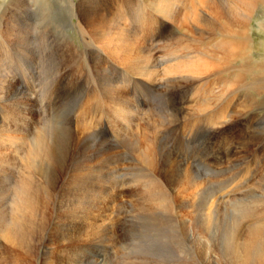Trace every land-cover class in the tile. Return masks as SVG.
Wrapping results in <instances>:
<instances>
[{
  "label": "rangeland",
  "instance_id": "374dc122",
  "mask_svg": "<svg viewBox=\"0 0 264 264\" xmlns=\"http://www.w3.org/2000/svg\"><path fill=\"white\" fill-rule=\"evenodd\" d=\"M85 1H87V4ZM149 1L150 0H120V1L119 0L118 1L117 0H0V20H1L0 25L2 26L1 28H7V27L9 28L10 27V29H11L10 32L12 31L13 35H14V37L12 36L14 39L12 37H10L12 40L9 39L8 43H6V41H5V43L0 44V82H1L0 83V94H1L0 95V119L2 120V121L0 120V133H1L0 138H2V139H0V143H1L0 144V152H1L0 153V165H1L0 167L2 168V169L0 168V171L2 172V173L0 172V187H1L0 188V212H2V213L8 212L9 205H10L9 202L11 201V199H10L11 198V192H12L11 188H12L13 184L15 183V180L18 181V179L22 175H24V173L26 174V170L22 171L19 168V166H21L22 163H24V162L26 163V160L24 159V153L25 152H24V150L19 151V149L20 148L23 149L25 146L26 147L24 149H26V150L28 148H34V147L29 145L28 141L23 142L24 140H20L21 134L26 133L30 137L35 135L34 138H36V134L42 133V135H43L44 134L43 132H45L44 136H46L47 138L44 137L45 139L43 142H41L42 144L40 145L39 144L40 142H39L38 143L39 145H37L36 147L44 148L46 146L45 148H48L50 146V147L54 148L55 146H57V144H59L57 146V148L61 147V149L58 148V151L61 153H63V152L64 153L62 154V156H58V158L56 156V163H57V165L61 164L64 167H66L67 165L69 166V164L70 165L72 164L71 162L74 161L73 158L77 157V155H78L77 152L81 150L84 141L88 143L87 146L84 143V146H86L87 148H91V146H92V150L90 149L92 154H91V152H89L87 155H90V154L91 155H97V157H101L103 155L101 157V158H103V162L100 164L94 163L95 166L92 163L93 166L91 165L89 168V170L91 169L89 171L90 174L87 172L86 173L87 175L85 174V176L81 180L84 182L85 181H89V182L92 181L93 185L95 186L94 189H92V187L87 188L84 185L78 186L79 187L78 189H75L73 186H71V187L69 186V188H68V185L66 183V179L68 180V178H67L68 176H65L67 174L66 173H63V174L60 173L61 175L59 174L60 179L59 178L57 179L59 185H57L58 187L55 189V191L50 193V194H44L41 197L43 199V197L46 195V198H44L45 200H41V201L44 202V204L47 207L45 209H43V211L41 213L35 215V217L32 216V218H31V229L30 230L32 232H29V230H28V232L26 233V234H28V233L30 234L26 238V240L29 238L27 240L29 250L28 249L27 250L26 249L21 250L18 254V258L15 257V258H13L14 260L11 258V261L9 262L7 260V254H6L7 249L4 250L5 247H3V246L1 247V245H0V249H1L0 250L1 251L0 252V257H1L0 258V264H34V263L35 264H62V263L63 264H75L72 262V260L77 261L79 264H83V263L84 264H137V263L142 264L141 262L143 260H144L143 264H156L157 262L159 264H164V263L174 264L175 261H176L175 264H177V263L178 264H187V263L188 264H193V263H195V264H217L214 262V257H218L220 259L217 261L218 264H225L223 257L229 259V257H230L229 255L232 252L231 251L232 246L229 245L230 235L234 233L236 235L240 234L241 236H245L246 231L248 228H250L249 226H251V224L253 226V224L256 225V224L264 222V219H263L264 218L263 217L264 211H261V210H264L263 209L264 207H262V205L264 206V204H263L264 203V196L262 195V194H264V185H263L264 184V159H263L264 158V110H263L264 109V106H263L264 105V96L257 97L253 92H251L249 90H244V89L238 91L239 88H237V87H235L234 89H233V87H230L231 89L230 88L226 89L227 87L224 88L222 86H220V88H219V85L212 87L211 85L209 86L208 83H205L207 80L206 77L201 80L202 82H203V80L205 81V82H203V85H202L201 81H199L201 83V84L199 83L200 84L199 85L196 83V81L192 83V81H194L195 79H193V80L188 79L187 81H190V83L192 85L189 86V84H190L189 82L183 83V84L178 83L182 87H180L178 84H176V88H174L175 85L173 86V83H175L174 81H176V79H177L176 77H172V78H175V80L170 79L171 77L170 78L165 77L164 80H161L160 82L157 81L159 84L156 82L154 84V80H153V82L152 81L146 82V80L142 79V78H139V79L138 78H130V75L128 76L127 73L130 74L129 72L132 71L131 67L129 69L127 67H123L124 66L123 63L122 64L120 63V66H119L118 63L121 62L120 56L115 57V58H114V56H110V53L113 52L112 47H111L112 49L110 48L111 50H108V51L105 50L106 52L103 49H100V51H102L100 53L99 48H98V45H100L99 42H98V45H96V44L94 45L92 43V40L94 39V35H96L98 30L102 31V29L104 28V24H102L101 21H104V20L106 21V19L107 20L113 19V21H112L113 23L111 25L114 24L113 25L114 27L113 28L111 27L113 30L110 28L109 32L115 31V34L121 25H124L126 27L127 24H128L127 30H130V33L136 31L135 33L138 37L140 35H142L141 31L143 30V28L147 29L148 31L145 30L146 34L148 32V34H147L148 36H146V39H145L147 41H143L140 39V40H138V43H136L138 46L136 44L134 45L135 53H136L135 57L137 58V61L139 60L141 62L140 63L138 61L137 62L138 65H140V64H141L140 66L145 65L144 68L146 70L148 68L147 71L152 72V69H153V71H154L153 73H157L156 75L154 74L152 76L153 78L156 76L155 79L161 78V75L159 74V73H161L160 70L162 71V69L164 67H166L167 64L169 65L173 62L175 63V61L184 60L186 58L193 59L194 58L193 54L196 53L195 49H198L197 52L199 53V54L196 53V55H198L196 57H201L199 55H201V53L203 52L202 48L204 46L203 44H205V43L196 37L195 28L196 29L198 28V26H197L198 24H199V26H201L200 20H202V23H201L202 26L197 29L199 31H200V28L204 29V25L208 24L209 21L212 20L211 17H213L212 14L214 13L213 10H214L215 1L214 0H210V1L206 0L207 2H205L202 0L201 2L205 3V4L202 3V8H204V9H201V8L198 9V7L195 6V4H194V3H197L196 0H180L182 7L185 9H183L180 6V4H177V5L174 4V7L172 5L169 8V9H171V10H169V12L171 11L172 15L174 13H178L177 16L182 17V15H184V14H182L183 10H184L183 13H186L185 12L186 7L189 5L188 7L193 8L195 6V8L197 7L196 9H198L199 11H202V12L205 11V13H204L205 16L204 15H203L204 17L202 15L200 16L201 13L196 12L197 16L195 15L196 17L194 19L197 22L199 21L198 24H197V22L195 23V20L193 18H190V20H191V22H190V20L189 19L187 20L185 16H183V19L180 17L181 20L176 16L175 17L176 23L175 24L174 23L169 24L170 25L168 27L169 30L166 28L165 32L162 31L161 33H159L158 30L165 29V26H167V23L165 22L167 18L163 17V15H160V14L158 15L157 11L154 8H152L153 4H155L157 2V0H154V1L151 0V2H149ZM88 2H89V5H88ZM91 2L93 3V5ZM210 2L213 5L208 6V4H210ZM225 2H227L228 4L230 3L229 5H231V2H235V1L234 0H225ZM206 3H207V5H206ZM235 3L237 4V2H235ZM136 4H138V5H136ZM90 5H92V6H90ZM94 5L99 6V8L96 6L94 7ZM149 5H150V8H149ZM203 6H205V7H203ZM239 6H240V4H239ZM175 7L177 8V11H176ZM241 7H242V5H241ZM93 8H94V10H93ZM143 8H145V9H143ZM172 8H173V10L174 9L175 10L173 11ZM179 8H180V10H179ZM138 9L139 10L141 9V10L139 11ZM146 9H148V11H144ZM152 9H154V10H152ZM206 9L207 10L209 9L207 12L208 14H206V11H207ZM78 10H79V12H78ZM118 10H119V12L121 11L120 15L118 14L119 13ZM95 11H97V12H95ZM114 11H117V12H114ZM149 11L151 13H149ZM209 11H210V13H209ZM107 12L109 14H107ZM134 12H135V14H134ZM142 12L144 13V17H145L144 21H146V24H148V28L142 26V24H140V23H138L139 25L137 24V21L139 22L142 19V15H143ZM126 14L128 17V21H124V19H123L124 15L126 16ZM132 14H133V16H132ZM139 14H141V16ZM210 14H211V17H210ZM92 15H94V16L92 17ZM121 15H123V16H121ZM129 15H131L132 18ZM207 15H209V17ZM99 16H101L102 19L104 16L105 17L102 20ZM113 16H115L116 18ZM151 16H152V18H151ZM251 16H252V19H251L248 26L250 29L252 43L249 46L248 55H246L245 59L248 58L249 61L254 66L262 65V67H264V6L258 5L253 10V12L251 13ZM121 17H122L123 21L121 20ZM197 17L199 20L197 19ZM136 18H138V19H136ZM156 18L161 20V23L164 26H162V27L159 26L158 28H156L157 34L154 33L152 35L151 32H149V29H150L149 25L151 23H153V20H155ZM200 18H202V19H200ZM203 18H208V19H204V20H206V22H205V21H203ZM146 19L147 20L149 19L150 21L148 20L149 22L147 23ZM192 19H193V21H192ZM207 20H209V21H207ZM114 21L116 22V24ZM131 21H133V22H131ZM119 22L121 23V25ZM177 23H178V25H177ZM180 23H182V25L186 23L188 26H190L192 28V32L190 30L191 29L190 27H189V29H187L188 26H186V24H185L186 27L184 25H183L184 26L183 27ZM189 23L190 24L195 23L196 26H195V24H193L195 26V28L193 27V25H190ZM68 24H70V25H68ZM98 24L99 25L102 24L103 27H102V25L99 27ZM137 25H138V27H137ZM179 25H181V26L179 27ZM85 26H87L88 28H86ZM70 27H71V29H70ZM129 27H131V28L129 29ZM85 28H86V31H85ZM137 28H139V29H137ZM140 28H142V29H140ZM137 30L139 31V33H137L138 32ZM167 30H168V32H167ZM189 30H190V32H189ZM191 33L192 34L194 33L193 36L195 35L194 37L196 38L197 41L195 40L194 37H191L192 36ZM61 34L63 36H61ZM189 34L191 36H189ZM214 34H217V30L214 31ZM156 35H157V38H156ZM174 35H176V37ZM180 35L183 38V39L180 38L182 41H179L180 43H175V41H174V40H176L175 38H177L178 36L181 37ZM117 36H118V33H117ZM153 36L156 38L153 43H156V44H151V43L149 44V41H151L150 39H152ZM173 37H174V40H173ZM17 38H18V40H17ZM24 38H27V39H24ZM60 38H61V41H60ZM218 38L219 37L216 35H211L210 42H211V40L216 41ZM168 39H172L173 42H170V43L167 42ZM159 40H161V41H159ZM191 41H192V43H195L198 46L192 44ZM194 41H196V42H194ZM61 42H63V43H61ZM142 42H144V44ZM185 42L188 43L187 44L188 46L186 45L188 48L185 46ZM25 43H27V44H25ZM172 43H174V45L179 44V45H177V46H179V50H178L179 52L177 51L178 47L176 45L175 46L172 45ZM183 43H184V45H183ZM163 44L165 45V47ZM152 45H155L156 47L152 46ZM181 46H184L185 48H183V47L181 48ZM158 47H160V49H158ZM161 47L162 48L164 47V48L162 49ZM193 47H195V48H193ZM200 47H202V48L200 49ZM155 48L158 50H156ZM167 48H169V49H167ZM183 49H184V52H185V49H186V52H187V50H189V53L188 52L183 53ZM199 49L202 51H200ZM165 50H168V51H165ZM192 50H193V52H191ZM143 51L145 53H143ZM163 51L168 52L169 54L165 53V52L163 53ZM170 51L171 52L173 51V53L175 51L176 56H178V54H179V56H178L179 58L174 57L175 54H171ZM104 52L106 55H108V57L106 55H104ZM137 52H139V53H137ZM181 52H182V54L180 57ZM107 53H109V54H107ZM141 53H143V55H141ZM94 54H95V56H94ZM96 54H98V55H96ZM138 54L141 56H139ZM144 55H145V58H144ZM167 55H170L169 59H168ZM96 57H98V58H96ZM139 57H141V58H139ZM171 57H173V58H171ZM107 58L109 60H112V61L108 60L109 61V63H108ZM112 58L114 60H116V59L117 60L114 62ZM175 58L177 60H175ZM140 59H142V60H140ZM150 59H152V60H150ZM167 59H168V61L171 59L170 63L169 62L166 63ZM98 60H100V61H98ZM161 60L163 63L161 62ZM164 60H166V61L164 62ZM172 60H173V62H172ZM117 61H118V63H117ZM148 62L150 63L149 65H147ZM153 62H155V63H153ZM152 63H153V65H151ZM90 64H91V66H90ZM94 64H96V65H94ZM105 64H106V67H104ZM164 64H165V66H163ZM239 64H240V61L237 60L235 65L237 66ZM100 65H101V68L99 67ZM92 66H95V69ZM152 66H154V67H152ZM111 67H113L114 69L113 68L111 69ZM125 69H127L129 71H127ZM89 70L91 72H89ZM255 71H257V70H255ZM62 72L65 75H63ZM57 73H59V74H57ZM124 73H126V74H124ZM167 79L171 80L170 81L171 83ZM178 79H180V78H178ZM166 80L168 81L169 85L166 82ZM58 81H60V83ZM97 83H99V84L97 85ZM187 84H188V86H187ZM195 84H197V86ZM166 85H168V86H166ZM206 85L209 87L206 88ZM171 86H173V87H171ZM178 86L181 89H177ZM197 87L199 88V91H198ZM200 87H202V88H200ZM211 88H212V90H211ZM184 89H186V90H184ZM202 89L203 90L205 89V91L202 92ZM112 90H114V92ZM178 90H180V91H178ZM181 90H184V91L181 92ZM191 90H192V93H191ZM228 90H229V93H228ZM106 91H107V93H106ZM197 91L199 92V96L197 94L198 93ZM213 91H214V93H213ZM232 91H234V93ZM111 92H113V93H111ZM116 92H117V94H116ZM118 92H120L121 94ZM189 92H190V94H189ZM230 92H232V94H230ZM98 94H99L98 98H95V100H94V98L92 96L97 97ZM101 94H102V96H101ZM201 94L202 95L205 94V96H207V97H203ZM212 94L217 95V97L212 95ZM252 94L254 95L255 99L252 98ZM193 95H195L194 98H193ZM218 95H220V97ZM200 96H202V97H200ZM208 96H209V98H208ZM221 96H224V98H222ZM245 96H247V97H245ZM1 97H2V102H1ZM90 97L93 98V100ZM214 97H216V98H214ZM243 97H245V99L247 98L246 99L247 101H244L245 99ZM102 98H104V99H102ZM197 98L200 100H198ZM207 98L209 99L208 101H207ZM217 98H219V100ZM221 98H222V100H221ZM250 98L253 101L250 100ZM3 99H5V100H3ZM9 99H10V102L8 101ZM55 99H57V100H55ZM116 99L117 100L119 99L118 102ZM186 99H188V100H186ZM202 99L206 100V101L204 102V101H202ZM215 99L218 101H216ZM109 100H110V102H109ZM213 101L215 103H218V102L219 103L215 105V103ZM248 101H250V104ZM51 102H53L54 104L53 103L51 104ZM252 102L253 103L256 102V103L252 105L251 104ZM85 103H86V105H85ZM87 103H88V105H87ZM193 103H194V105H192ZM198 103L201 106L202 112H200L201 110L199 111L198 109H196V112H194L195 110H193V109L199 107V105H197ZM206 103H207V106L204 105ZM27 104H28V106H27ZM210 104H211V106L209 107ZM225 105H226V107H225ZM243 105H246L249 107H246ZM251 105L253 107H251ZM241 106L246 107L244 109V111L242 110L243 107H241ZM7 107H9V110ZM207 107L209 109H207ZM223 107L225 109H223ZM229 108H231V109H229ZM248 108H249V110H248ZM222 109L225 110V112L227 114L231 115L233 113V116H235V118L231 115L233 118H229L228 123H224V122L228 121V119L227 120H220V119L216 118L218 113L221 112ZM79 110H80V112H79ZM232 110H233V112H232ZM234 110H236V112L238 111L237 114L238 113L239 114L237 116L234 115V114H236V112ZM83 111L85 112L84 113L85 115L82 114ZM243 113H245V114H243ZM81 114H82V116H81ZM240 114L242 116H239ZM230 115L228 117H231ZM213 117H215V118H213ZM159 118H160V120H159ZM169 118H171L172 121ZM230 119H234V120H230ZM3 120L5 122H3ZM208 120H209V122H207ZM85 124H87L88 126H85ZM42 125L46 126L44 128V130L46 129L45 131L43 130L44 126H42ZM213 125H215L216 127ZM209 126H211V127H209ZM3 127L5 128V130ZM85 127L87 130L85 129ZM55 128H58V129H55ZM59 128H61V129H59ZM227 128H228V130H227ZM40 129H41V131L43 130V132L39 131L40 132L39 133L38 130H40ZM48 129L49 130L51 129L50 132ZM81 130H83V131H81ZM140 130H142V132H144V133H141ZM3 131H4V133H2ZM5 131H9L10 134H9V132H7L8 133L7 134ZM11 131L12 132L14 131L15 134H14V132L11 133ZM75 131H77V132H75ZM84 131H85V133H84ZM27 132L30 134H28ZM68 132H69V134H67ZM73 132H75V133H73ZM54 133H56V134H54ZM65 133H66V135H65ZM70 133H72V134H70ZM88 133H90V135ZM139 133H141V134H139ZM11 134H12V136H11ZM19 134H20V136H19ZM31 134H33V135H31ZM249 134H250V137H249ZM2 135H4V136L2 137ZM37 136H39V135H37ZM77 136L80 139L78 138V140H77ZM254 136L256 137V139ZM4 137H5V139L7 138L6 141H5ZM13 137L16 140H14ZM18 137H19V139H17ZM65 137H66V139H65ZM68 137H70V139ZM144 137H145V139H144ZM8 138H9V140H8ZM53 138H54V141H53V143H51L52 142L51 140H53ZM57 138L58 139L60 138L61 140L60 139L58 140ZM63 139H65V140H63ZM1 140L4 143H2ZM56 140H58V141H56ZM144 140L146 141V143L148 142L147 143L148 145H145L146 147L143 145L145 143ZM27 142H28V144H27ZM48 142H50V143H48ZM59 142H61V143H59ZM15 143L16 144L18 143L17 146ZM20 143L21 144L23 143V144L20 145ZM47 143H48V145H47ZM62 143H64V146ZM68 143H69V145H68ZM74 143H76V144H74ZM246 143L247 144L250 143L251 145L248 146ZM6 144L8 146H11L12 148L8 147ZM24 144H25V146H24ZM43 144H44V146H43ZM61 144L63 146V149H62ZM65 144H66V146H65ZM236 144L239 145V148H241L240 150ZM1 145H2V147H1ZM18 145H20L19 146L20 148L18 147ZM150 145H152V146L154 145V146L150 147ZM102 146H103V149H100V148H102ZM147 146H148L149 150L147 149ZM246 147H247V149H246ZM151 148H152V150H151ZM76 149H78V150H76ZM143 149L144 150L147 149V150L144 151ZM155 149H156V151H155ZM75 151H77V152H75ZM141 151H144L143 154H145V155L147 152H150V151L153 153H152V156L149 155L151 152L148 153V156H146V158L142 159L143 154ZM158 151H159V153H158ZM247 151L248 152L250 151V152L248 153ZM14 152H16V153H14ZM17 152H18L19 157L22 155L20 159H19V157H17ZM21 152H23V153L21 154ZM101 152H103L104 154ZM139 152H141V153H139ZM243 152H244V154H243ZM9 153H11V155ZM61 153H59L58 155H60ZM99 153H101V154H99ZM154 153H155V156H154ZM241 153L243 155H241ZM5 155L6 156L8 155V157L10 155V157L8 158ZM69 155H70V157H69ZM44 157L46 158V156H44ZM49 157L50 156H47V158H49ZM149 157L151 158L150 160L148 159ZM154 157L155 158L160 157V158L155 159ZM237 157H240V158L238 159ZM11 158H13V160H11ZM50 158L52 159V157H50ZM59 158H61V160ZM230 158H231L232 162L234 160L235 161L233 163H231V161L229 162ZM22 159L24 162L22 161ZM57 159H58V162H57ZM113 159H115V160H113ZM259 159H260V161H259ZM144 160H146V161H144ZM151 160H153L155 162H153ZM165 160H166V163H168V164L165 163ZM9 161H10V163H9ZM150 161L154 164H156V162L158 161L157 163H159L160 167L163 164H165L166 168L164 169V165L161 168L164 170V173L167 175V177L165 175L163 178V180H165L164 184L165 185L167 184V188L164 189V192L160 191L162 193V196H161V193L159 194V190H160L159 187H156V190H157V188H159L156 191L155 188H152V187L149 188L148 184H146V182H148V179H149V176H148L149 171L147 169L148 168L147 163H149ZM163 161H164V163H163ZM52 162L53 161H51V164H53ZM28 163L31 164L30 167L35 166V162L30 161ZM106 163H108V164H106ZM172 163H175V164H172ZM7 164H8V166H7ZM15 164L17 166H18V164H20V165L18 166V168H16ZM183 164H184V166H183ZM171 165H173V167ZM178 166H179V168H178ZM185 167L187 169H185ZM171 168L173 170H170ZM183 169H184V171H183ZM4 170H6V171H4ZM168 170H170V171H168ZM174 170L177 171L179 174V175L177 174V177H176V175H173V174L177 173ZM180 170L182 171V173L185 172L186 174L185 173L182 174ZM186 170H187V172H186ZM67 171H68V169H67ZM172 171L175 173H173ZM191 171L193 173H191ZM10 172L12 175L10 174ZM18 172H20V173H18ZM168 173L170 175L173 173L172 174L173 177L168 176ZM180 173L182 176H184L185 180H183V177L180 176ZM15 175H17L18 177L16 178ZM174 176L176 177V179ZM179 176H180V178L181 177L182 178L179 179L178 178ZM8 180H10V183ZM12 180H13V182H12ZM169 180H170V182H168ZM178 180L180 181V183H183L182 185L180 184L182 187L181 186L179 187L178 185H176V182H178ZM173 182H175V183H173ZM193 182H195L196 184L194 183V185H193ZM260 182H263V183H260ZM42 184L43 185H41V183H39L38 181L34 182L33 188L35 189L36 187H47V186L51 187L50 184H52V182L49 181V179H47V181L42 182ZM177 184H179V183H177ZM187 184H189V185H187ZM63 185H64V187H62ZM189 186H191V187L193 186L192 188H196V189H194V191L192 192L193 189H191V187H189ZM84 187L87 190H85ZM172 187H175L177 189L172 188ZM185 187H187L188 189ZM197 187L199 190L197 189ZM146 188L149 189V192H151V193H149ZM178 188L179 189L183 188V190L180 189L182 192ZM90 189H92V191ZM142 189L144 192L141 191ZM153 189H154V191H152ZM239 189L241 191H239ZM253 189H255V191ZM72 190L73 191L75 190V192L72 193L73 192ZM76 190H79V193L82 192L80 196H78ZM185 190H186V192H185ZM195 190L196 191L198 190L197 191L198 193ZM202 190L204 192L205 191L206 192L204 193ZM249 190L251 193L249 192ZM87 191L90 193H92V192L94 193L96 191L98 196L97 195L88 196ZM179 191H180V193H179ZM242 191H243V193H242ZM155 192H157V194ZM237 192H240V193H237ZM115 193L116 194L118 193L117 197L113 198V196L116 195ZM170 193H171V195H170ZM175 193H178V194L175 195ZM181 193H184V194H181ZM228 193L230 194L229 196H227ZM234 193H236V194H234ZM107 194H109V195H107ZM147 194L149 195L148 197H146ZM150 194H151V197H150ZM163 194L167 195V197L164 196ZM172 194H174V195H172ZM189 194H191V195H189ZM251 194H254V196ZM256 194H257V196H256ZM259 194L261 195V197ZM143 195L145 196V198L143 197ZM152 195L155 198H153ZM156 195H157L158 199L156 198ZM183 195H186V197H188V199ZM193 195L194 196L196 195L195 196L196 198ZM171 196L173 197V199ZM192 197H194V199H197V200H194L195 202L193 201L192 205H194V206H192L190 204V203H192V200H193ZM226 197H227V199H226ZM229 197H231V198H229ZM147 198L148 199L152 198L153 201H154V199H157V201H159L161 199L160 200L161 202H160V204L156 202L157 207H154L156 205H153L155 203L152 202V199L148 200ZM199 198H202L203 201L201 199L199 201L198 200ZM184 199H186V200H184ZM206 199H208L207 200L208 203H207ZM209 199H211L212 202L209 201ZM224 199H226V200H224ZM256 199H257V201H256ZM147 200L149 203L147 202ZM187 200H189V201H187ZM219 200H220V202H219ZM232 200H234V201H232ZM248 200H250L251 203ZM261 200H262V202H261ZM54 201L56 203H55V207L53 208ZM184 201H186L187 204H188V202L191 201L189 203L190 205L187 206V204H185L186 202H184ZM225 201H228L230 203V205L228 204V202L226 203ZM244 201H245V204H244ZM111 202H112V204H111ZM181 202H183V203H181ZM203 202L205 204L207 203V206L205 204H203ZM163 203H165L166 207H163L164 206ZM170 203H172V204H170ZM196 203H199V206ZM209 203H211L212 206L208 205ZM220 203H222V204H220ZM234 203L235 204L237 203L236 204L237 206H234L235 205ZM240 203H242V204H240ZM81 204H83V205H81ZM161 204H162L161 208L163 207L165 209V210H162L163 209L162 208L160 210V213L163 215H159L160 213L157 212V209H156L158 207L160 209ZM217 204L220 205L221 207L218 206ZM249 204H251L250 207H249ZM246 205H248V206H246ZM75 206L77 208H73ZM174 206L175 207L178 206L179 208L178 207H177L178 209L174 208ZM186 206L188 207V209ZM189 206H191L194 209H192ZM213 206L216 207L215 208L216 211L214 210ZM232 206H233V208H232ZM197 207H199V209ZM236 207H237V209H236ZM240 207H242V209ZM83 208H85V209L82 210ZM140 208H142V209H140ZM238 208H240V210H238ZM245 208H246V210L248 209L247 210L248 212L245 210ZM250 208H252V210L254 209V212L252 210H250ZM71 209H72V211H71ZM202 209H204V210H202ZM208 209L210 210V212ZM218 209H219V211H218ZM234 209H236V210H234ZM256 209L258 210V212L255 211ZM144 210H146V211H144ZM153 210H155L156 212ZM186 210L187 211L189 210V211L187 212ZM213 210L216 213H214ZM142 211H144V213ZM183 211H186V212H183ZM191 211H192V213H191ZM201 211L202 212L204 211L203 214H201L202 213ZM87 212L89 213V215H87L88 214ZM169 212L170 213L172 212L173 214L171 213L172 214L171 215ZM179 212H180V214H179ZM189 212H190V214H189ZM139 213H141V214L139 215ZM151 213H152V215H151ZM154 213L157 214V218H156V215ZM165 213H166V216L164 215ZM196 213H197V215H195ZM207 213H210V214L212 213V214L208 215ZM223 213L226 215H223ZM250 213H251V215H250ZM153 214H154V217H153ZM176 214H177V216L179 215V217H175ZM181 214L183 217L181 216ZM184 214H186V215L184 216ZM204 214H207V215H204ZM215 214H216V216H215ZM219 215H221L223 219L221 217L219 218ZM259 215H261V216H259ZM163 216L167 219V221H166V219L163 218ZM188 216H189V218H187ZM202 216L203 217L204 216L210 217V218L207 217V220L204 217V219L208 223L203 221ZM226 216H227V219H226ZM45 217H46V219H45ZM161 217L164 219V222L166 221V224L163 222V219H161ZM243 217H245V219L247 218V220L242 221V219H244ZM47 218H49V219H47ZM171 218H173V219H171ZM184 218L186 219V221L184 220ZM212 218H213V220H212ZM248 218H250V219H248ZM41 219H42V221H40ZM157 219L158 220L160 219L159 220L160 222H157L158 221ZM179 219L182 221H180ZM255 219H258L259 221L257 220L258 221L257 222ZM155 220H157V221H155ZM187 220L189 223H187ZM200 220H202V221H200ZM208 220H210V221H208ZM39 221H40V223H39ZM43 221H44V223H43ZM198 221H200L201 223ZM229 221H232V222H229ZM218 222H219V224H218ZM254 222H256V223H254ZM98 223H99V225H98ZM159 223H161V225ZM163 223H164V225H163ZM201 224H204L207 227H205L204 225H201ZM214 224H216V225H214ZM166 225H167V227H166ZM208 225H209V228H208ZM102 226H104V227H102ZM163 226H165V227L163 228ZM169 226H171V227H169ZM201 226H203V227H201ZM215 226H217V227L215 228ZM38 227L41 228L42 230L41 229L39 230ZM46 227L48 229H46ZM159 227L160 228L162 227V228L160 229ZM176 227H177V229H176ZM239 227H241V228H239ZM105 228H107L106 229L107 231L105 230ZM109 228H110V230H109ZM206 228H208V229L205 230ZM34 229H35V231H34ZM87 230H89V232ZM172 230H174V231H172ZM74 231H75V233H74ZM110 231L112 234L110 233ZM168 231H169V236L167 234ZM34 232H35V234H34ZM54 232L56 233V235L54 234ZM58 234H59V236H58ZM61 234H62V236H61ZM113 234L116 235V238ZM41 236H42V238H41ZM56 237L63 238V239L66 238V239H64L62 247L60 244L56 243L55 241L53 242V240ZM32 238H33V240H32ZM39 238H41V239H39ZM51 239H53V240H51ZM72 239L76 240V246H75L76 248L74 247L71 250L70 248L65 247L67 249L65 251L64 246H65L67 240H72ZM114 239H116V240H114ZM166 239L168 240L169 244L166 242L167 241ZM87 240H89V241H87ZM183 240H185V242ZM33 241H35V244ZM38 241H40V242H38ZM162 241H165L166 243L165 242L163 243ZM85 244L86 245L88 244L89 247L86 246ZM29 246H31V247H29ZM175 251L177 252V254ZM195 251H196V253H195ZM51 253H52V255H51ZM189 254H191L192 256ZM57 255H58V258H57ZM145 255L148 258H146ZM148 255H150V256H148ZM170 255L175 257L176 259L179 258L180 259V260H178L179 262L176 259H175V261H173L174 258L173 257L171 258ZM60 256L61 257L63 256V258H65V259L61 258ZM179 256H181V257H179ZM27 257H30V258H27ZM32 257H34V258L32 259ZM152 257H154V258H152ZM186 257H188V258H186ZM77 258L78 259L81 258L82 260L81 259L78 260ZM151 258L155 259V260H152ZM19 259H21V260H19ZM59 259H61V260H59ZM140 259H141V262H140ZM182 259L183 260L185 259L184 262ZM187 259L191 262H188ZM156 260H157V262H156ZM163 260L166 262H164ZM170 261H172L173 263H170ZM180 261H181V263H180Z\"/></svg>",
  "mask_w": 264,
  "mask_h": 264
},
{
  "label": "bare ground",
  "instance_id": "6f19581e",
  "mask_svg": "<svg viewBox=\"0 0 264 264\" xmlns=\"http://www.w3.org/2000/svg\"><path fill=\"white\" fill-rule=\"evenodd\" d=\"M118 1V0H117ZM120 1V0H119ZM154 1V0H153ZM197 1V3H194L195 4V6H197L198 7V9H204V8H202V3H204V2H201L202 0H196ZM195 1V2H196ZM203 1H205V2H207L206 0H203ZM210 1V0H209ZM208 1V2H209ZM215 1V3H214V10H213V14H212V16L213 17H211V14H210V17L212 18V20H207V21H209V23L208 24H206V25H204V29L202 30L201 28H200V31L199 30H197L199 27H201L202 26V20H200L201 21V23H200V25L201 26H199V24H198V22L194 19L197 15H196V12L197 13H201L200 14V16L202 15H204L205 16V11L204 12H202V11H199L198 9H196L195 8V6L192 8V7H186V13H183L184 12V10H183V12H182V14H184V15H182V17L181 16H177V14L178 13H174L173 15L171 14V11L169 12V10H171V9H169L172 5H173V7H174V4H180V6L182 7V4H181V1L180 0H157V2L155 3V4H153V6H152V8H154L156 11H157V13H158V15L160 14V15H163V17H165V18H167L166 19V23H167V26H165V29H162V30H158V32L159 33H161L162 31H164L165 32V30H166V28L168 29V27L170 26L169 24H172V23H176V20H175V17L177 16L179 19H180V17L183 19V16H185L186 17V19L188 20H190V18H193L194 20H195V23L197 22V26H198V28L196 29L195 28V26H196V24L195 23H193V24H195V26L193 25V24H190V25H193V27L195 28V32H196V37L198 38V39H200V40H202V42H204L205 44H203L204 46H203V48L202 47H200V49L202 48V50H203V52L201 53V55H199V56H201V57H196V56H198V55H196V53L197 54H199L198 52H197V50L198 49H195L196 50V53L195 54H193V59H188V58H186V59H184V60H180V61H175V63L173 62V60H172V62L173 63H171V64H167V66L166 67H164L163 69H162V71L160 70V72L162 73H159L160 75H161V78H156L155 79V77L153 78L152 76L155 74H157V73H153L154 71H153V69H152V72H149V71H147L148 70V68H147V70L144 68V66L145 65H142V66H140V65H138V61H137V58L135 57V55H136V53H135V47H134V45L136 44V43H138V40H143V41H147V40H145L146 39V36H148L147 34H148V32H147V34H146V31L145 30H147V29H144L143 28V30L141 31V34L142 35H140L139 37L136 35V31L135 32H132V33H130V30H127V27H128V24H127V26L125 27L124 25H121V23H120V27L118 28V30H117V32H116V34H115V31L114 32H109L110 31V28L112 27H114L113 25H111L113 22V19L112 20H107L106 18V21L104 22V21H101V23L102 24H104V28L102 29V31L101 30H98V32L96 33V35H94V39L92 40V43L95 45H98V42H99V44L100 45H98V48H99V51H100V49H103L104 51L105 50H111L112 48V51L113 52H109L110 53V56H114V58L115 57H118V56H120V61L121 62H119L118 63V61H117V63L119 64V66H120V63L122 64L123 63V67H127L128 69L131 67V69H132V71L131 72H129L130 74H128L127 73V75L129 76L130 75V78H142V79H145L146 80V82H150V81H152L153 82V80H154V84H155V82L156 83H158L157 81H161V80H164V78L165 77H168V78H170V79H174L175 80V78H172V77H176L177 79H176V81H174L175 83H173V86L175 85V87L174 88H176V84H178V83H190V81H187L188 79H195L194 81H192V83L193 82H195L196 81V83L197 84H199L200 82L199 81H201L202 79H204L205 77L207 78V80H206V82L203 80V82H205V83H208L209 84V86L211 85L212 87H215V86H217V85H219V88H220V86H222V87H227L226 89H228V88H230V87H233V89L235 88V87H237V88H239V90L238 91H240V90H242V89H244V90H249V91H251V92H253L257 97H259V96H264V67H262V65H257V66H254V65H252V63L249 61V59L248 58H246L245 59V57H246V55H248V51H249V46H250V44L252 43V38H251V34H250V29H249V23H250V21H251V19H252V16H251V13L253 12V10L258 6V5H260V6H264V0H234L235 2H237V4L235 3V2H231V5H229L227 2H225V0H214ZM86 2V4H87V1H85ZM113 2V1H112ZM115 2V1H114ZM132 2V1H131ZM130 2V3H131ZM146 2V1H145ZM144 2V3H145ZM149 2H151V0L149 1ZM183 2V1H182ZM189 2V1H188ZM230 2V1H229ZM92 3V2H91ZM109 3V2H108ZM117 3V2H116ZM126 3V2H125ZM147 3V2H146ZM145 3V4H146ZM96 4V3H95ZM135 4V3H134ZM185 4V3H184ZM205 4V3H204ZM203 4V5H204ZM239 4H240V6H239ZM88 5H89V2H88ZM92 5H93V3H92ZM92 5H90V6H92ZM98 5V4H97ZM117 5V4H116ZM121 5V4H120ZM136 5H138V4H136ZM135 5V6H136ZM142 5V4H141ZM206 5H207V3H206ZM205 5V6H206ZM209 5H213V4H211V2H210V4H208V6ZM241 5H242V7H241ZM96 5H94V7H95ZM129 6V5H128ZM134 6V7H135ZM179 6V5H178ZM179 6V7H180ZM205 6H203V7H205ZM57 7V6H56ZM83 7V6H82ZM89 7V6H88ZM96 7H98L99 8V6H96ZM133 7V6H132ZM4 8V7H3ZM78 8V7H77ZM76 8V9H77ZM90 8V7H89ZM128 8V7H127ZM137 8V7H136ZM148 8V7H147ZM149 8H150V5H149ZM176 8V7H175ZM183 8V7H182ZM207 8V7H206ZM213 8V7H212ZM117 9V8H116ZM124 9V8H123ZM122 9V10H123ZM134 9V8H133ZM143 9H145V8H143ZM154 9H152V10H154ZM183 9H185V8H183ZM210 9V8H209ZM208 9V10H209ZM12 10V9H11ZM89 10V9H88ZM93 10H94V8H93ZM97 10V9H96ZM109 10V9H108ZM129 10V9H128ZM135 10V9H134ZM139 10V9H138ZM141 10V9H140ZM139 10V11H140ZM150 10V9H149ZM172 10H173V8H172ZM175 10V9H174ZM173 10V11H174ZM179 10H180V8H179ZM178 10V11H179ZM207 10V9H206ZM208 10L206 11V14H208L207 12H208ZM36 11V10H35ZM103 11V10H102ZM101 11V12H102ZM126 11V10H125ZM131 11V10H130ZM144 11H148V9H146V10H144ZM151 11V10H150ZM149 11V13H151ZM176 11H177V8H176ZM211 11V10H210ZM210 11H209V13H210ZM78 12H79V10H78ZM95 12H97V11H95ZM99 12V11H98ZM112 12V11H111ZM114 12H117V11H114ZM118 12H119V10H118ZM121 12V11H120ZM120 12L118 13L119 15H120ZM133 12V11H132ZM82 13V12H81ZM130 13V12H129ZM143 13V12H142ZM148 13V12H147ZM85 14V13H84ZM107 14H109L108 12H107ZM117 14V15H118ZM123 14V13H122ZM134 14H135V12H134ZM176 14V15H175ZM20 15V14H19ZM96 15V14H95ZM102 15V14H101ZM105 15V14H104ZM112 15V14H111ZM118 15V16H119ZM140 16H141V14H139ZM154 15V14H153ZM196 15V16H195ZM83 16V15H82ZM94 15H92V17H93ZM97 16V15H96ZM121 16H123V15H121ZM130 17H131V15H129ZM132 16H133V14H132ZM138 16V15H137ZM155 16V15H154ZM199 16V15H198ZM199 16V17H200ZM203 16V17H204ZM208 17H209V15H207ZM206 16V17H207ZM101 19H102V17L101 16H99ZM105 17V16H104ZM104 17H103V19H104ZM113 17H115V16H113ZM147 17V16H146ZM156 17V16H155ZM162 17V18H163ZM116 18V17H115ZM118 18V17H117ZM132 18V17H131ZM151 18H152V16H151ZM154 18V17H153ZM14 19V18H13ZM102 19V20H103ZM109 19V18H108ZM124 21H128V17H127V14H126V16L124 15ZM123 19H122V17H121V20L123 21ZM136 19H138V18H136ZM150 19V18H149ZM148 19V20H149ZM185 19V18H184ZM185 19V20H186ZM193 19H192V21H193ZM197 19H198V17H197ZM200 19H202V18H200ZM204 19H208V18H203V21H205L206 22V20H204ZM210 19V18H209ZM12 20V19H11ZM80 20V19H79ZM100 20V19H99ZM98 20V21H99ZM132 20V19H131ZM145 20V17H144V13H143V15H142V19L138 22L137 21V24L138 23H140V24H142V26H144V27H147L148 28V24H146V21H144ZM147 20V19H146ZM147 20V23L151 20H149L148 21ZM181 20V19H180ZM184 20V21H185ZM199 20V19H198ZM1 21V20H0ZM178 21V20H177ZM13 22V21H12ZM104 22V23H103ZM115 22V21H114ZM131 22H133V21H131ZM135 22V21H134ZM181 22V21H180ZM190 22H191V20H190ZM61 23V22H60ZM98 23V22H97ZM179 23V22H178ZM178 23H177V25H178ZM56 24V23H55ZM100 24V23H99ZM98 24V25H99ZM101 24V25H102ZM115 24H116V22H115ZM125 24V25H126ZM173 24V25H174ZM181 25H182V23H180ZM186 24V23H185ZM185 24H183L184 26H185ZM6 25V24H5ZM68 25H70V24H68ZM96 25V24H95ZM101 25H99V27L101 26ZM134 25V24H133ZM139 25V24H138ZM138 25H137V27H138ZM181 25H179V27L181 26ZM182 25V26H183ZM10 26V25H9ZM39 26V25H38ZM132 26V25H131ZM162 27V26H164L162 23H161V20H159V19H155V20H153V23H151L150 25H149V27H150V29H149V32H151V34L153 35L154 33H156V28H158V27ZM172 26V25H171ZM175 26V25H174ZM183 26V27H184ZM186 26H188L187 24H186ZM185 26V27H186ZM206 26V27H205ZM208 26V27H207ZM2 26L0 25V44H3V43H5V41H6V43H8V41H9V39H11L10 37H14V35H13V32L11 31L10 32V27L8 28L7 26V28H1ZM86 28H88L87 26H85ZM102 27H103V25H102ZM133 27V26H132ZM141 27V26H140ZM178 27V26H177ZM189 27L190 26H188L187 27V29H189ZM13 28V27H12ZM86 28H85V31H86ZM111 28V29H112ZM131 27H129V29H130ZM191 28V27H190ZM70 29H71V27H70ZM99 29V28H98ZM136 29V28H135ZM137 29H139V28H137ZM140 29H142V28H140ZM186 29V30H187ZM113 30V29H112ZM169 30V29H168ZM168 30H167V32H168ZM191 30V32H192V28L190 29ZM190 30H189V32H190ZM215 30H217V34H214V31ZM14 31V30H13ZM37 31V30H36ZM96 31V30H95ZM133 31V30H132ZM138 31V30H137ZM148 31V30H147ZM194 31V30H193ZM15 32V31H14ZM84 32V31H83ZM187 32V31H186ZM39 33V32H38ZM117 33H118V36H117ZM137 33H139V31L137 32ZM35 34V33H34ZM146 34V35H145ZM157 34V33H156ZM164 34V33H163ZM184 34V33H183ZM192 34V33H191ZM194 34V33H193ZM193 34H192V36L189 34V36H191V37H194L193 36ZM84 35V34H83ZM116 35V36H115ZM211 35H216V36H218L219 38L215 41V40H211V42H210V37H211ZM22 36V35H21ZM61 36H63L62 34H61ZM150 36V35H149ZM175 37H176V35H174ZM181 36V35H180ZM12 37V38H13ZM16 37V36H15ZM171 37V36H170ZM190 37V38H191ZM62 38V37H61ZM61 38H60V41H61ZM152 38V37H151ZM156 38H157V35H156ZM154 36H153V38L152 39H150L151 41H149V44L151 43V44H156V43H153L154 41H155V39H156ZM172 38V37H171ZM180 38H182V36L181 37H177V38H175L176 40H174V37H173V40L175 41V43H180L179 41H182ZM189 38V37H188ZM195 38V37H194ZM14 39V38H13ZM16 39V38H15ZM24 39H27V38H24ZM183 39V38H182ZM12 40V39H11ZM17 40H18V38H17ZM45 40V39H44ZM187 40V39H186ZM185 40V41H186ZM191 40V39H190ZM195 40H196V38H195ZM23 41V40H22ZM66 41V40H65ZM89 41V40H88ZM159 41H161V40H159ZM197 41V40H196ZM196 41H194V42H196ZM199 41V40H198ZM48 42V41H47ZM167 42H173L172 41V39H168L167 40ZM184 42V41H183ZM188 42V41H187ZM61 43H63V42H61ZM91 43V42H90ZM143 44H144V42H142ZM147 43V42H146ZM182 43V42H181ZM191 43H192V41H191ZM15 44V43H14ZM25 44H27V43H25ZM188 43H186L185 42V46L187 45ZM192 44H194V45H197V44H195V43H192ZM191 44V45H192ZM11 45V44H10ZM64 45V44H63ZM137 45V44H136ZM164 45V44H163ZM172 45H174V43H172ZM176 46L177 45H179V44H175ZM174 45V46H175ZM183 45H184V43H183ZM71 46V45H70ZM138 46V45H137ZM141 46V45H140ZM139 46V47H140ZM149 46V45H148ZM152 46H155V45H152ZM188 46V45H187ZM186 46V47H187ZM190 46V45H189ZM198 46V45H197ZM6 47V46H5ZM4 47V48H5ZM112 47V48H111ZM156 47V46H155ZM164 47H165V45H164ZM163 47V48H164ZM178 47V49H177V51L179 50V46H177ZM185 48L184 46H181V48ZM191 47V46H190ZM196 47V46H195ZM195 47H193V48H195ZM7 48V47H6ZM65 48V47H64ZM94 48V47H93ZM111 48V49H110ZM143 48V47H142ZM145 48V47H144ZM151 48V47H150ZM162 48V47H161ZM162 48V49H163ZM180 48V49H181ZM188 48V47H187ZM197 48V47H196ZM140 49V48H139ZM156 49V48H155ZM158 49H160V47H158ZM158 49H156V50H158ZM167 49H169V48H167ZM174 49V48H173ZM199 49V50H200ZM17 50V49H16ZM138 50V49H137ZM142 50V49H141ZM140 50V51H141ZM176 50V49H175ZM182 50V49H181ZM194 50V51H195ZM202 50H200V51H202ZM13 51V50H12ZM148 51V50H147ZM165 51H168V50H165ZM165 51H163V53L165 52ZM102 51H100V53H101ZM106 52V51H105ZM105 52H104V55H106L105 54ZM155 52V51H154ZM171 52V51H170ZM179 52V51H178ZM185 52H186V49H185ZM184 52V49H183V53H185ZM187 52L189 53V50H187ZM186 52V53H187ZM191 52H193V50L191 51ZM109 53H107V54H109ZM137 53H139V52H137ZM143 53H145L144 51H143ZM143 53H141V55H143ZM149 53V52H148ZM147 53V54H148ZM162 53V52H161ZM162 53V54H163ZM165 53H168V52H165ZM146 54V55H147ZM150 54V53H149ZM169 54V53H168ZM171 54H175L174 55V57H178L179 56V54H178V56H176V53H175V51H174V53H173V51L171 52ZM170 54V55H171ZM181 54H182V52L180 53V57H181ZM191 54V53H190ZM78 55V54H77ZM96 55H98V54H96ZM139 55V54H138ZM141 55H139V56H141ZM161 55V54H160ZM170 55H167V57H168V59L170 58ZM195 55V56H194ZM94 56H95V54H94ZM107 57H108V55H106ZM151 56V55H150ZM149 56V57H150ZM162 56V55H161ZM173 56V55H172ZM192 56V55H191ZM90 57V56H89ZM164 57V56H163ZM166 57V58H167ZM185 57V56H184ZM188 57V56H187ZM190 57V56H189ZM92 58V57H91ZM94 58V57H93ZM96 58H98V57H96ZM134 58V59H133ZM136 58V59H135ZM139 58H141V57H139ZM143 58V57H142ZM144 58H145V55H144ZM143 58V59H144ZM152 58V57H151ZM157 58V57H156ZM171 58H173V57H171ZM179 58V57H178ZM183 58V57H182ZM85 59V58H84ZM113 59V58H112ZM119 59V58H118ZM168 59H167V62L166 63H170V60L168 61ZM109 59L107 58V61H108ZM117 60V59H116ZM116 60H114L113 59V61L115 62ZM140 60H142V59H140ZM147 60V59H146ZM145 60V61H146ZM150 60H152V59H150ZM175 60H177L176 58H175ZM237 60H239L240 61V64L239 65H235V63H236V61ZM89 61V60H88ZM98 61H100V60H98ZM109 61H112V60H109ZM109 61H108V63H109ZM144 61V62H145ZM148 61V60H147ZM155 61V60H154ZM160 61V60H159ZM166 60H164V62H165ZM53 62V61H52ZM103 62V61H102ZM140 62V61H139ZM143 62V63H144ZM151 62V61H150ZM161 62H162V60H161ZM77 63V62H76ZM100 63V62H99ZM105 63V62H104ZM107 63V62H106ZM107 63V64H108ZM111 63V62H110ZM141 63V62H140ZM153 63H155V62H153ZM153 63L151 64V65H153ZM159 63V62H158ZM163 63V62H162ZM86 64V63H85ZM113 64V63H112ZM115 64V63H114ZM117 64V65H118ZM150 63L148 62L147 63V65H149ZM94 65H96V64H94ZM111 65V64H110ZM116 65V66H117ZM87 66V65H86ZM90 66H91V64H90ZM114 66V65H113ZM163 66H165V64L163 65ZM92 67H94V69H95V66H92ZM100 68H101V65L99 66ZM104 67H106V64L104 65ZM110 67V66H109ZM108 67V68H109ZM115 67V66H114ZM118 67V66H117ZM122 67V68H123ZM150 67V66H149ZM152 67H154V66H152ZM89 68V67H88ZM103 68V67H102ZM113 67H111V69H112ZM121 68V67H120ZM104 69V68H103ZM114 69V68H113ZM159 69V68H158ZM124 70V69H123ZM125 70H127V69H125ZM255 70H257V71H255ZM113 71V70H112ZM127 71H129V70H127ZM64 72V71H63ZM62 72V73H63ZM89 72H91L90 70H89ZM88 72V73H89ZM94 72V71H93ZM98 72V71H97ZM126 72V71H125ZM61 73V72H60ZM67 73V72H66ZM57 74H59V73H57ZM79 74V73H78ZM94 74V73H93ZM124 74H126V73H124ZM63 75H65L64 73H63ZM62 75V76H63ZM92 75V74H91ZM64 77V76H63ZM160 77V76H159ZM60 78V77H59ZM178 78H180V79H178ZM99 79V78H98ZM70 80V79H69ZM97 80V79H96ZM100 80V79H99ZM167 80H169V79H167ZM166 80V82L168 83V81ZM95 81V80H94ZM114 81V80H113ZM171 80H169V82H170ZM59 83H60V81H58ZM65 82V81H64ZM70 82V81H69ZM106 82V81H105ZM202 82V81H201ZM203 82H202V85H203ZM1 83V82H0ZM109 83V82H108ZM166 83V84H167ZM171 83V82H170ZM204 83V84H205ZM53 84V83H52ZM99 83H97V85H98ZM153 84V83H152ZM159 84V83H158ZM180 84H178L179 86H180ZM197 84H195L196 86H197ZM201 84V83H200ZM199 84V85H200ZM207 84V85H208ZM60 85V84H59ZM67 85V84H66ZM157 85V84H156ZM168 85H169V83H168ZM168 85H166V86H168ZM185 85V84H184ZM190 85H192L191 83L189 84V86ZM206 85V88L207 87H209V86H207ZM6 86V85H5ZM61 86V85H60ZM59 86V87H60ZM106 86V85H105ZM173 86H171V87H173ZM179 86H178V88L177 89H181V88H179ZM187 86H188V84H187ZM205 86V85H204ZM70 87V86H69ZM95 87V86H94ZM170 87V86H169ZM180 87H182V86H180ZM173 88V89H174ZM198 88V87H197ZM200 88H202V87H200ZM66 89V88H65ZM183 89V88H182ZM190 89V88H189ZM231 89V88H230ZM184 90H186V89H184ZM184 90H181V92H183ZM188 90V89H187ZM194 90V89H193ZM211 90H212V88H211ZM59 91V90H58ZM113 92H114V90H112ZM116 91V90H115ZM177 91V90H176ZM178 91H180V90H178ZM195 91V90H194ZM198 91H199V88H198ZM197 91V92H198ZM203 91H205V89L203 90L202 89V92ZM226 91V90H225ZM235 91V90H234ZM234 91H232L233 93H234ZM237 91V92H238ZM3 92V91H2ZM55 92V91H54ZM95 92V91H94ZM113 92H111V93H113ZM196 92V91H195ZM232 92H230V94H232ZM247 92V91H246ZM93 93V92H92ZM91 93V94H92ZM106 93H107V91H106ZM118 93H120V92H118ZM164 93V92H163ZM191 93H192V90H191ZM206 93V92H205ZM212 93V92H211ZM213 93H214V91H213ZM228 93H229V90H228ZM96 94V93H95ZM116 94H117V92H116ZM121 94V93H120ZM186 94V93H185ZM189 94H190V92H189ZM198 94V96H199V92L197 93ZM203 94V93H202ZM201 94V95H202ZM216 94V93H215ZM218 94V93H217ZM1 95V94H0ZM63 95V94H62ZM196 95V94H195ZM195 95H193V98L195 97ZM211 95V94H210ZM212 95H214V94H212ZM236 95V94H235ZM250 95V94H249ZM98 96H99V94L97 95V97H94V96H92L93 98H94V100H95V98H98ZM101 96H102V94H101ZM104 96V95H103ZM108 96V95H107ZM112 96V95H111ZM188 96V95H187ZM197 96V97H198ZM203 97H207V96H205V94L204 95H202ZM202 96H200V97H202ZM214 96H216L217 97V95H214ZM219 97H220V95H218ZM231 96V95H230ZM244 96V95H243ZM6 97V96H5ZM73 97V96H72ZM117 97V96H116ZM121 97V96H120ZM192 97V96H191ZM190 97V98H191ZM199 97V98H200ZM216 97H214V98H216ZM222 98H224V96H221ZM233 97V96H232ZM245 97H247V96H245ZM245 97H243L244 99H245ZM251 97V96H250ZM91 98V97H90ZM93 98H91L92 100H93ZM101 98V97H100ZM99 98V99H100ZM186 98V97H185ZM208 98H209V96H208ZM207 98V101L209 100ZM212 98V97H211ZM222 98H221V100H222ZM237 98V97H236ZM235 98V99H236ZM242 98V97H241ZM252 98H254L255 99V97H254V95L252 94ZM102 99H104V98H102ZM101 99V100H102ZM109 99V98H108ZM115 99V98H114ZM182 99V98H181ZM192 99V98H191ZM198 99V98H197ZM196 99V100H197ZM218 100H219V98H217ZM243 99V100H244ZM247 99V98H246ZM244 100V101H247V100ZM3 100H5V99H3ZM55 100H57V99H55ZM66 100V99H65ZM87 100V99H86ZM98 100V99H97ZM117 100V99H116ZM119 100V99H118ZM118 100H117V102H118ZM186 100H188V99H186ZM195 100V99H194ZM198 100H200V99H198ZM211 100V99H210ZM216 100V99H215ZM214 100V101H215ZM218 100H216V101H218ZM228 100V99H227ZM250 100H252L251 98H250ZM262 100V99H261ZM7 101V100H6ZM9 102H10V99L8 100ZM7 101V102H8ZM41 101V100H40ZM100 101V100H99ZM108 101V100H107ZM121 101V100H120ZM202 101H206V100H203L202 99ZM212 101V100H211ZM213 101V102H214ZM253 101V100H252ZM259 101V100H258ZM1 102H2V97H1ZM5 102V101H4ZM109 102H110V100H109ZM187 102V101H186ZM194 102V101H193ZM199 102V101H198ZM201 102V101H200ZM240 102V101H239ZM243 102V101H242ZM241 102V103H242ZM249 102V104H250V101H248ZM27 103V102H26ZM40 103V102H39ZM53 102H51V104H52ZM56 103V102H55ZM113 103V102H112ZM190 103V102H189ZM196 103V102H195ZM215 103V102H214ZM219 103V102H218ZM218 103H215V105L216 104H218ZM256 103V102H255ZM255 103H251L252 105L253 104H255ZM50 104V103H49ZM54 104V103H53ZM101 104V103H100ZM191 104V103H190ZM212 104V103H211ZM211 104L209 105V107L211 106ZM229 104V103H228ZM235 104V103H234ZM246 104V103H245ZM248 104V105H249ZM259 104V103H258ZM16 105V104H15ZM48 105V104H47ZM85 105H86V103H85ZM87 105H88V103H87ZM126 105V104H125ZM189 105V104H188ZM192 105H194V103L192 104ZM197 105H199V103L197 104ZM205 106H207V103L206 104H204ZM236 105V104H235ZM251 105V107H253ZM27 106H28V104H27ZM119 106V105H118ZM190 106V105H189ZM230 106V105H229ZM234 106V105H233ZM243 106H246V105H243ZM243 106H241V107H243ZM250 106V105H249ZM249 106H246V107H249ZM258 106V105H257ZM264 106V105H263ZM16 107V106H15ZM55 107V106H54ZM134 107V106H133ZM157 107V106H156ZM185 107V106H184ZM193 107V106H192ZM214 107V106H213ZM225 107H226V105H225ZM228 107V106H227ZM236 107V106H235ZM239 107V106H238ZM246 107H243V111H244V109L246 108ZM262 107V106H261ZM8 108V110H9V107H7ZM98 108V107H97ZM164 108V107H163ZM191 108V107H190ZM194 108V107H193ZM237 108V107H236ZM86 109V108H85ZM112 109V108H111ZM186 109V108H185ZM196 109H198L199 111L201 110V106L199 105V107L198 108H195V109H193V110H195L194 112H196ZM203 109V108H202ZM207 109H209L208 107H207ZM211 109V108H210ZM223 109H225L224 107H223ZM222 109V111L221 112H219L218 113V115H217V117L216 118H218V119H220V120H227L228 119V121H226V122H224V123H228L229 122V118H235V116H233V113L230 115V114H227L226 112H225V110H223ZM229 109H231V108H229ZM257 109V108H256ZM54 110V109H53ZM121 110V109H120ZM182 110V109H181ZM180 110V111H181ZM221 110V109H220ZM248 110H249V108H248ZM252 110V109H251ZM259 110V109H258ZM264 110V109H263ZM62 111V110H61ZM82 111V110H81ZM192 111V110H191ZM207 111V110H206ZM205 111V112H206ZM215 111V110H214ZM235 112H236V110H234ZM246 111V110H245ZM79 112H80V110H79ZM78 112V113H79ZM114 112V111H113ZM112 112V113H113ZM182 112V111H181ZM188 112V111H187ZM200 112H202V110L200 111ZM199 112V113H200ZM232 112H233V110H232ZM238 112V111H237ZM237 112H236V114H234V115H238L237 114ZM263 112V111H262ZM85 112L83 111V113L82 114H84ZM99 113V112H98ZM107 113V112H106ZM183 113V112H182ZM189 113V112H188ZM193 113V112H192ZM230 113V112H229ZM246 113V112H245ZM245 113H243V114H245ZM2 114V113H1ZM9 114V113H8ZM82 114H81V116H82ZM115 114V113H114ZM158 114V113H157ZM202 114V113H201ZM215 114V113H214ZM4 115V114H3ZM10 115V114H9ZM8 115V116H9ZM85 115V114H84ZM182 115V114H181ZM231 116V117H228V116ZM262 115V114H261ZM94 116V115H93ZM172 116V115H171ZM188 116V115H187ZM206 116V115H205ZM239 116H242L241 114L239 115ZM255 116V115H254ZM84 117V116H83ZM162 117V116H161ZM215 117H213V118H215ZM94 118V117H93ZM92 118V119H93ZM41 119V118H40ZM85 119V118H84ZM170 120H171V118H169ZM209 119V118H208ZM238 119V118H237ZM1 120V119H0ZM5 120V119H4ZM3 120V122H5ZM95 120V119H94ZM159 120H160V118H159ZM169 120V121H170ZM230 120H234V119H230ZM2 121V120H1ZM165 121V120H164ZM172 121V120H171ZM170 121V122H171ZM176 121V120H175ZM213 121V120H212ZM23 122V121H22ZM53 122V121H52ZM207 122H209V120L207 121ZM219 122V121H218ZM231 122V121H230ZM69 123V122H68ZM90 123V122H89ZM88 123V124H89ZM205 123V122H204ZM242 123V122H241ZM5 124V123H4ZM3 124V125H4ZM15 124V123H14ZM13 124V125H14ZM22 124V123H21ZM44 124V123H43ZM47 124V123H46ZM50 124V123H49ZM94 124V123H93ZM215 124V123H214ZM53 125V124H52ZM135 125V124H134ZM18 126V125H17ZM24 126V125H23ZM39 126V125H38ZM42 126H44V125H42ZM49 126V125H48ZM78 126V125H77ZM85 126H88L87 124H85ZM213 126H215V125H213ZM8 127V126H7ZM6 127V128H7ZM13 127V126H12ZM16 127V126H15ZM21 127V126H20ZM46 126H44L43 127V130H44V128H45ZM84 127V126H83ZM140 127V126H139ZM209 127H211V126H209ZM216 127V126H215ZM248 127V126H247ZM4 128V127H3ZM25 128V127H24ZM39 128V127H38ZM50 128V127H49ZM88 128V127H87ZM13 129V128H12ZM20 129V128H19ZM55 129H58V128H55ZM59 129H61V128H59ZM85 129H86V127H85ZM89 129V128H88ZM237 129V128H236ZM4 130H5V128H4ZM15 130V129H14ZM21 130V129H20ZM23 130V129H22ZM43 130L41 131V129L40 130H38V132L40 131V132H43ZM46 130V129H45ZM44 130V131H45ZM49 130V129H48ZM51 130V129H50ZM50 130H49V132H50ZM64 130V129H63ZM68 130V129H67ZM87 130V129H86ZM90 130V129H89ZM216 130V129H215ZM218 130V129H217ZM227 130H228V128H227ZM256 130V129H255ZM2 131V130H1ZM17 131V130H16ZM70 131V130H69ZM81 131H83V130H81ZM230 131V130H229ZM6 133L7 132H9V131H5ZM14 132V131H13ZM12 131H11V133H13ZM39 132V133H40ZM48 132V133H49ZM64 132V131H63ZM67 132V131H66ZM75 132H77V131H75ZM75 132H73V133H75ZM136 132V131H135ZM140 132L141 133H144V132H142V130H140ZM228 132V131H227ZM236 132V131H235ZM234 132V133H235ZM2 133H4V131L2 132ZM5 133V134H6ZM20 133V132H19ZM28 133V132H27ZM32 133V132H31ZM44 134H45V132H43ZM47 133V134H48ZM53 133V132H52ZM84 133H85V131H84ZM87 133V132H86ZM141 133H139V134H141ZM229 133V132H228ZM227 133V134H228ZM1 134V133H0ZM8 134V133H7ZM6 134V135H7ZM9 134H10V132H9ZM14 134H15V132H14ZM28 134H30V133H28ZM41 134V135H40ZM40 134H36V138H34V136H32V137H30L29 135H27L26 133L25 134H21V139L20 140H24L23 142H25V141H28L29 142V145L30 146H32V147H34V148H28L27 150L26 149H24L26 146H25V144H24V148L22 149V148H20L19 146L20 145H22L21 143H20V145H18V147L20 148H18L19 149V151L20 150H24V159L26 160V163L23 161V159H22V161L24 162V163H22V165L21 166H19L20 164H18V166H19V168H20V170H26V174L24 173V175H22L19 179H18V181H16L15 180V183L13 184V186H12V188H11V190H12V192H11V201L9 202L10 203V205H9V210H8V212H0V245H1V247L3 246V247H5V249L4 250H6L7 249V252H6V254H7V260L10 262L11 261V258L13 259V258H18V254H19V252L21 251V250H24V249H28V239L26 240V238H27V236L28 235H30L29 233L28 234H26L27 232H28V230H29V232H32L30 229H31V218H32V216H34L35 217V215H37V214H39V213H41L42 211H43V209H45L47 206L44 204V202H42L41 200H45L44 198H46V195L43 197V199L41 198L44 194H50V193H52V192H54L55 191V189L58 187L57 185H59L58 184V178L60 177L59 176V174L60 173H66L67 175H65V176H68L67 178H68V180L66 179V183H67V185H68V188H69V186L71 187V186H73L75 189H78L79 187L78 186H86L87 188L89 187H92V189H94L95 188V186L93 185V183H92V181L91 182H89V181H81L82 179H83V177L85 176V174L88 172L89 174H90V170H89V168H90V166L92 165V163L94 164V163H96V164H100V163H102L103 162V158H101V157H97V155H91L92 154V152L90 151V149L92 150V146H91V148H87L86 146L88 145V143L87 142H85L84 141V143L86 144V146H84V143H83V145H82V148H81V150L80 151H75V152H77L78 153V155H77V157L76 158H73L74 159V161H72L71 163V165L69 164V166L67 165L66 167H64V166H62L61 164L59 165H57V163H56V156H57V158H58V156H62V154L64 153H61V152H59L58 151V148H60L61 149V147H58L57 148V146L59 145V144H57V146H55L54 148L53 147H48V148H40V147H36L37 145H41L42 143L41 142H43L44 141V137H46V136H44V134L42 135V133H40ZM50 134V133H49ZM48 134V135H49ZM54 134H56V133H54ZM67 134H69V132L67 133ZM70 134H72V133H70ZM89 135H90V133H88ZM94 134V133H93ZM184 134V133H183ZM231 134V133H230ZM17 135V134H16ZM31 135H33V134H31ZM37 135H39V136H37ZM47 135V136H48ZM51 135V134H50ZM65 135H66V133H65ZM64 135V136H65ZM125 135V134H124ZM254 135V134H253ZM4 135H2V137H3ZM10 136V135H9ZM11 136H12V134H11ZM19 136H20V134H19ZM63 136V137H64ZM136 136V135H135ZM148 136V135H147ZM240 136V135H239ZM260 136V135H259ZM258 136V137H259ZM7 137V136H6ZM17 137V136H16ZM51 137V136H50ZM72 137V136H71ZM76 137V136H75ZM142 137V136H141ZM249 137H250V134H249ZM255 137V136H254ZM47 138V137H46ZM49 138V137H48ZM61 138V137H60ZM59 138V139H60ZM69 139H70V137H68ZM78 136H77V140H78ZM147 138V137H146ZM230 138V137H229ZM234 138V137H233ZM252 138V137H251ZM0 139H2V138H0ZM4 139H5V137H4ZM3 139V140H4ZM7 139V138H6ZM6 139H5V141H6ZM11 139V138H10ZM13 139H14V137H13ZM17 139H19V137L17 138ZM58 139V138H57ZM58 139V140H59ZM65 139H66V137H65ZM65 139H63V140H65ZM68 139V140H69ZM75 139V138H74ZM73 139V140H74ZM80 139V138H79ZM144 139H145V137H144ZM255 139H256V137H255ZM8 140H9V138H8ZM12 140V139H11ZM14 140H16V139H14ZM58 140H56V141H58ZM61 140V139H60ZM76 140V139H75ZM94 140V139H93ZM147 140V139H146ZM47 141V140H46ZM52 142L51 143H53V141H54V138H53V140H51ZM55 141V142H56ZM145 141V140H144ZM1 142H2V140H1ZM28 142H27V144H28ZM40 142V143H39ZM67 142V141H66ZM69 142V141H68ZM77 142V141H76ZM150 142V141H149ZM245 142V141H244ZM253 142V141H252ZM2 143H4V142H2ZM7 143V142H6ZM10 143V142H9ZM13 143V142H12ZM39 143V144H38ZM48 143H50V142H48ZM48 143H47V145H48ZM59 143H61V142H59ZM80 143V142H79ZM145 143H146V141H145ZM143 144L144 146L145 145H148L147 143L146 144ZM236 143V142H235ZM1 144V143H0ZM16 144V143H15ZM18 144V143H17ZM17 144H16V146H17ZM26 144V145H27ZM56 144V143H55ZM63 144V146H64V143H62ZM62 144H61V146H62ZM67 144V143H66ZM66 144H65V146H66ZM73 144V143H72ZM74 144H76V143H74ZM142 144V143H141ZM151 144V143H150ZM247 144V143H246ZM4 145V144H3ZM7 145V144H6ZM10 145V144H9ZM46 145V144H45ZM53 145V144H52ZM51 145V146H52ZM68 145H69V143H68ZM237 145V144H236ZM244 145V144H243ZM248 146L249 145H251L250 143L249 144H247ZM246 145V146H247ZM8 146V145H7ZM43 146H44V144H43ZM63 146H62V149H63ZM71 146V145H70ZM76 146V145H75ZM135 146V145H134ZM154 146V145H153ZM152 145H150V147H153ZM238 146V148H239V145H237ZM1 147H2V145H1ZM8 147H10V148H12L11 146H8ZM42 147V146H41ZM73 147V146H72ZM79 147V146H78ZM146 147V146H145ZM149 147V148H150ZM156 147V146H155ZM77 148V147H76ZM185 148V147H184ZM251 148V147H250ZM3 149V148H2ZM8 149V148H7ZM100 149H103V146H102V148H100ZM147 149H148V146H147ZM147 149H145V150H147ZM157 149V148H156ZM156 149H155V151H156ZM159 149V148H158ZM241 148H239V150H240ZM245 149V148H244ZM246 149H247V147H246ZM245 149V150H246ZM17 150V149H16ZM76 150H78V149H76ZM144 150V149H143ZM144 150V151H145ZM149 150V149H148ZM151 150H152V148H151ZM161 150V149H160ZM231 150V149H230ZM102 151V150H101ZM106 151V150H105ZM144 151H141L142 152V154H143V152ZM237 151V150H236ZM252 151V150H251ZM72 152V151H71ZM89 152H91V154L90 155H87ZM100 152V151H99ZM109 152V151H108ZM141 152H139V153H141ZM151 152V151H150ZM150 152H147L146 153V155L145 154H143V156H142V159H144V158H146V156H148V153H150ZM235 152V151H234ZM239 152V151H238ZM248 152V151H247ZM250 152V151H249ZM248 152V153H249ZM1 153V152H0ZM6 153V152H5ZM12 153V152H11ZM11 153H9L10 155H11ZM14 153H16V152H14ZM20 153V152H19ZM23 152H21V154H22ZM59 153H61L60 155H58ZM74 153V152H73ZM101 153H103V152H101ZM101 153H99V154H101ZM152 153L153 152H151L149 155L150 156H152ZM158 153H159V151H158ZM257 153V152H256ZM104 154V153H103ZM106 154V153H105ZM109 154V153H108ZM112 154V153H111ZM110 154V155H111ZM115 154V153H114ZM161 154V153H160ZM240 154V153H239ZM243 154H244V152H243ZM242 153H241V155H243ZM255 154V153H254ZM10 155H9V157H10ZM71 155V154H70ZM70 155H69V157H70ZM159 155V154H158ZM258 155V154H257ZM6 156V155H5ZM22 156V155H21ZM21 156L19 157V155H18V152H17V157H19V159L21 158ZM44 156H46V158L44 157ZM47 156H50V157H52V159L49 157V158H47ZM91 156V157H90ZM107 156V155H106ZM154 156H155V153H154ZM236 156V155H235ZM239 156V155H238ZM260 156V155H259ZM6 157H8V155L6 156ZM8 157V158H9ZM12 157V156H11ZM109 157V156H108ZM111 157V156H110ZM241 157V156H240ZM240 157H237L238 159L240 158ZM243 157V156H242ZM64 158V157H63ZM62 158V159H63ZM155 158V157H154ZM153 158V159H154ZM157 158V157H156ZM155 158V159H156ZM160 158V157H159ZM159 158H157V159H159ZM234 158V157H233ZM260 158V157H259ZM5 159V158H4ZM3 159V160H4ZM18 159V158H17ZM39 159V160H38ZM47 159V160H46ZM60 160H61V158H59ZM71 159V158H70ZM107 159V158H106ZM149 160L151 159L150 157L148 158ZM165 159V158H164ZM163 159V160H164ZM197 159V158H196ZM264 159V158H263ZM11 160H13V158H11ZM38 160V161H37ZM46 160V161H45ZM64 160V159H63ZM113 160H115V159H113ZM172 160V159H171ZM15 161V160H14ZM17 161V160H16ZM19 161V160H18ZM35 162V166H32V167H30V163H28V162ZM51 161H53L52 163L53 164H51ZM69 161V160H68ZM111 161V160H110ZM144 161H146V160H144ZM148 161V160H147ZM151 161H153V160H151ZM149 162V163H147V165H148V176H149V179H148V182H146V184H148V187L149 188H155V190H156V187H159L160 188V190H159V194L163 191L164 192V189L165 188H167V184L165 185L164 184V181L165 180H163V178H164V176L166 175L165 173H164V170L161 168V167H163V165H164V169L166 168L165 167V164H163L161 167H160V165H159V163H157L156 162V164H154V163H152V162ZM231 161V158H230V160H229V162ZM235 161V160H234ZM233 161V162H234ZM245 161V160H244ZM255 161V160H254ZM259 161H260V159H259ZM258 161V162H259ZM3 162V161H2ZM50 162V163H49ZM57 162H58V159H57ZM107 162V161H106ZM153 162H155V161H153ZM178 162V161H177ZM232 161H231V163H233ZM9 163H10V161H9ZM18 163V162H17ZM16 163V164H17ZM61 163V162H60ZM163 163H164V161H163ZM165 163H166V160H165ZM171 163V162H170ZM3 164V163H2ZM12 164V163H11ZM14 164V163H13ZM15 164V166H16V168H18V166ZM106 164H108V163H106ZM162 164V163H161ZM166 164H168V163H166ZM172 164H175V163H172ZM181 164V163H180ZM34 165V164H33ZM65 165V164H64ZM111 165V164H110ZM138 165V164H137ZM145 165V164H144ZM191 165V164H190ZM1 166V165H0ZM5 166V165H4ZM7 166H8V164H7ZM6 166V167H7ZM93 166V165H92ZM94 166H95V164H94ZM106 166V165H105ZM142 166V165H141ZM167 166V165H166ZM169 166V165H168ZM172 167H173V165H171ZM180 166V165H179ZM179 166H178V168H179ZM183 166H184V164H183ZM212 166V165H211ZM258 166V165H257ZM104 167V166H103ZM107 167V166H106ZM176 167V166H175ZM231 167V166H230ZM239 167V166H238ZM1 168V167H0ZM110 168V167H109ZM170 168V167H169ZM168 168V169H169ZM189 168V167H188ZM2 169V168H1ZM5 169V168H4ZM67 169H68V171H67ZM95 169V168H94ZM105 169V168H104ZM137 169V168H136ZM185 169H187L186 167H185ZM258 169V168H257ZM12 170V169H11ZM140 170V169H139ZM167 170V169H166ZM170 170H173L172 168L170 169ZM170 170H168V171H170ZM191 170V169H190ZM226 170V169H225ZM4 171H6V170H4ZM10 171V170H9ZM13 171V170H12ZM19 171V170H18ZM109 171V170H108ZM175 171V170H174ZM181 171V170H180ZM183 171H184V169H183ZM258 171V170H257ZM1 172V171H0ZM140 172V171H139ZM173 172V171H172ZM175 172H177V171H175ZM175 172H173V173H175ZM186 172H187V170H186ZM2 173V172H1ZM13 173V172H12ZM18 173H20V172H18ZM23 173V172H22ZM21 173V174H22ZM167 173V172H166ZM170 173V172H169ZM168 173V176H172V174L170 175ZM181 173H182V171H181ZM181 173H180V176H182L181 175ZM185 173V172H184ZM184 173H182V174H184ZM191 173H193L192 171H191ZM260 173V172H259ZM10 174H11V172H10ZM9 174V175H10ZM88 174V175H89ZM101 174V173H100ZM177 174H178V172L176 173V174H173V175H176V177H177ZM186 174V173H185ZM256 174V173H255ZM12 175V174H11ZM10 175V176H11ZM61 175V174H60ZM87 175V174H86ZM147 175V174H146ZM152 175V176H151ZM179 175V174H178ZM190 175V174H189ZM8 176V175H7ZM16 176V178L18 177L17 175H15ZM20 176V175H19ZM63 176V175H62ZM61 176V177H62ZM90 176V175H89ZM147 176V177H148ZM151 176V177H150ZM180 176L178 177L179 179H181L182 177H183V180H185L184 179V176H182L181 178H180ZM187 176V175H186ZM185 176V177H186ZM192 176V175H191ZM12 177V176H11ZM14 177V176H13ZM166 177H167V175H166ZM173 177V176H172ZM175 177V176H174ZM176 177H175V179H176ZM188 177V176H187ZM196 177V176H195ZM253 177V176H252ZM15 178V177H14ZM66 178V177H65ZM89 178V177H88ZM92 178V177H91ZM97 178V177H96ZM263 178V177H262ZM47 179H49V181H51L52 182V184H50L51 185V187H36L35 189L33 188L34 187V182H39V183H41V185H43L42 184V182H44V181H47ZM60 179V178H59ZM63 179V178H62ZM85 179V178H84ZM174 179V178H173ZM174 179V180H175ZM187 179V178H186ZM203 179V178H202ZM97 180V179H96ZM189 180V179H188ZM258 180V179H257ZM262 180V179H261ZM9 181V183H10V180H8ZM64 181V180H63ZM177 181V180H176ZM201 181V180H200ZM203 181V180H202ZM6 182V181H5ZM12 182H13V180H12ZM168 182H170V180L168 181ZM167 182V183H168ZM184 182V181H183ZM188 182V181H187ZM191 182V181H190ZM197 182V181H196ZM258 182V181H257ZM49 183V182H48ZM173 183H175V182H173ZM177 183H179V184H177ZM186 183V182H185ZM194 183L195 182H193V185H194ZM204 183V182H203ZM253 183V182H252ZM260 183H263V182H260ZM125 184V183H124ZM172 184V183H171ZM183 184V183H180V181L178 180V182H176V185H178L179 187L181 186V185ZM190 184V183H189ZM189 184H187V185H189ZM196 184V183H195ZM202 184V183H201ZM173 185V184H172ZM186 185V186H187ZM203 185V184H202ZM255 185V184H254ZM262 185V184H261ZM264 185V184H263ZM114 186V185H113ZM166 186V187H165ZM171 186V185H170ZM175 186V185H174ZM196 186V185H195ZM194 186V187H195ZM62 187H64V185L62 186ZM147 187V186H146ZM182 187V186H181ZM189 187H191V186H189ZM193 187V186H192ZM191 187V189H193L192 190V192L194 191V189H196V188H192ZM199 187V186H198ZM198 187H197V189H198ZM201 187V186H200ZM252 187V186H251ZM258 187V186H257ZM1 188V187H0ZM85 188V187H84ZM159 188H157V190L159 189ZM172 188H175V187H172ZM185 188H187V187H185ZM184 188V189H185ZM254 188V187H253ZM92 189H90L91 191H92ZM118 189V188H117ZM147 189V188H146ZM175 189H177V188H175ZM179 189V188H178ZM180 189H182L183 190V188H180ZM179 189V190H180ZM188 189V188H187ZM190 189V190H191ZM218 189V188H217ZM256 189V188H255ZM255 189H253L254 191H255ZM260 189V188H259ZM9 190V189H8ZM85 190H87L86 188H85ZM148 190V192H149V189H147ZM156 190V191H157ZM199 190V189H198ZM197 190V191H198ZM201 190V189H200ZM73 191V190H72ZM94 191V190H93ZM113 191V190H112ZM141 191H143V189L141 190ZM152 191H154V189L152 190ZM161 191V192H160ZM181 191V190H180ZM180 191H179V193H180ZM196 191V190H195ZM196 191V192H197ZM203 191V190H202ZM239 191H241L240 189H239ZM75 192V190L72 192V193H74ZM76 192H77V194H78V196H80L81 195V193H79V190H76ZM84 192V191H83ZM88 192V191H87ZM144 192V191H143ZM146 192V191H145ZM166 192V191H165ZM173 192V191H172ZM177 192V191H176ZM182 192V191H181ZM185 192H186V190H185ZM188 192V191H187ZM191 192V191H190ZM200 192V191H199ZM204 192V191H203ZM206 192V191H205ZM204 192V193H205ZM236 192V191H235ZM248 192V191H247ZM249 192H250V190H249ZM259 192V191H258ZM93 193V192H92ZM92 193H90V192H88V196H92V195H97V193H96V191L92 194ZM147 193V192H146ZM149 193H151V192H149ZM156 194H157V192H155ZM169 193V192H168ZM174 193V192H173ZM198 193V192H197ZM227 193V192H226ZM237 193H240V192H237ZM242 193H243V191H242ZM251 193V192H250ZM260 193V192H259ZM86 194V193H85ZM111 194V193H110ZM116 194V193H115ZM118 194V193H117ZM117 194L116 195H114L113 196V198L114 197H117ZM167 194V193H166ZM178 193H175V195H177ZM181 194H184V193H181ZM234 194H236V193H234ZM107 195H109V194H107ZM145 195V194H144ZM143 195V197L145 198V196ZM164 196H166L167 197V195H165V194H163ZM170 195H171V193H170ZM172 195H174V194H172ZM180 195V194H179ZM187 195V194H186ZM186 195H183V196H185L186 197ZM189 195H191V194H189ZM226 195V194H225ZM230 194L228 193L227 194V196H229ZM232 195V194H231ZM243 195V194H242ZM251 195H253L254 196V194H251ZM260 195V194H259ZM263 196H264V194H262ZM98 196V195H97ZM149 195L147 194L146 195V197H148ZM161 196H162V193H161ZM163 196V197H164ZM194 196V195H193ZM196 196V195H195ZM194 196V197H195ZM198 196V195H197ZM214 196V195H213ZM234 196V195H233ZM246 196V195H245ZM256 196H257V194H256ZM150 197H151V194H150ZM152 197H153V195H152ZM160 197V196H159ZM165 197V198H166ZM172 197V196H171ZM180 197V196H179ZM184 197V198H185ZM194 197H192L193 198V200H192V203H190V202H188V204H187V202L186 201H184V202H186L185 204H187V206L188 205H192L193 204V201L194 200H197V199H194ZM225 197V196H224ZM223 197V198H224ZM241 197V196H240ZM247 197V196H246ZM245 197V198H246ZM252 197V196H251ZM250 197V198H251ZM260 197H261V195H260ZM5 198V197H4ZM153 198H155V197H153ZM156 198L158 199V197H157V195H156ZM187 199H188V197H186ZM190 198V197H189ZM196 198V197H195ZM198 198V197H197ZM206 198V197H205ZM229 198H231V197H229ZM235 198V197H234ZM238 198V197H237ZM148 199V198H147ZM149 199H152V198H149ZM148 199V200H149ZM157 199H154V201H153V199H152V202L153 203H155V204H153V205H156V202L157 203H159L160 204V200L159 201H157ZM168 199V198H167ZM170 199V198H169ZM172 199H173V197H172ZM182 199V198H181ZM200 199L203 201V199L202 198H199L198 200L200 201ZM217 199V198H216ZM226 199H227V197H226ZM226 199H224V200H226ZM241 199V198H240ZM239 199V200H240ZM261 199V198H260ZM148 200H147V202H148ZM184 200H186V199H184ZM191 200V199H190ZM205 200V199H204ZM208 199H206V201H207ZM223 200V201H224ZM231 200V199H230ZM89 201V200H88ZM115 201V200H114ZM187 201H189V200H187ZM209 201H211L212 202V200L211 199H209ZM229 201V200H228ZM228 201H225L226 203L228 202ZM232 201H234V200H232ZM250 203H251V201L250 200H248ZM256 201H257V199H256ZM255 201V202H256ZM260 201V200H259ZM166 202V201H165ZM195 202V201H194ZM198 202V201H197ZM219 202H220V200H219ZM230 202V201H229ZM228 202V204L230 205V203ZM261 202H262V200H261ZM55 201H54V203H53V208L55 207ZM114 203V202H113ZM149 203V202H148ZM181 203H183V202H181ZM190 203V204H189ZM202 203V202H201ZM207 203H208V201H207ZM207 203L205 204L204 202H203V204H205L206 206H207ZM216 203V202H215ZM232 203V202H231ZM248 203V202H247ZM246 203V204H247ZM253 203V202H252ZM111 204H112V202H111ZM158 204V205H159ZM164 204V206L163 207H166L165 206V203H163ZM169 204V203H168ZM170 204H172V203H170ZM174 204V203H173ZM180 204V203H179ZM195 204V203H194ZM198 206H199V203H196ZM220 204H222V203H220ZM235 204V203H234ZM237 204V203H236ZM234 205V206H237V205ZM240 204H242V203H240ZM244 204H245V201H244ZM254 204V203H253ZM260 204V203H259ZM264 204V203H263ZM81 205H83V204H81ZM176 205V204H175ZM182 205V204H181ZM208 205H211V203H209ZM218 205V204H217ZM233 205V204H232ZM250 205L251 204H249V207H250ZM131 206V205H130ZM161 206H162V204L160 205V209H159V207L158 208H156L157 209V212H159L160 213V210L163 208H161ZM172 206V205H171ZM186 206V207H187ZM192 206H194V205H192ZM212 206V205H211ZM210 206V207H211ZM218 206H220V205H218ZM246 206H248V205H246ZM255 206V205H254ZM154 207H157V205L156 206H154ZM173 207V206H172ZM178 207V206H177ZM177 207H175L174 206V208H177ZM189 207H191V206H189ZM196 207V206H195ZM205 207V206H204ZM209 207V206H208ZM207 207V208H208ZM214 207V206H213ZM221 207V206H220ZM243 207V206H242ZM242 207H240L241 209H242ZM261 207V206H260ZM262 207H264L263 205H262ZM73 208H77L76 206L75 207H73ZM72 208V209H73ZM153 208V207H152ZM179 208V207H178ZM177 208V209H178ZM192 208V207H191ZM190 208V209H191ZM198 209H199V207H197ZM196 208V209H197ZM215 208L216 207H214V210H215ZM219 208V207H218ZM224 208V207H223ZM232 208H233V206H232ZM235 208V207H234ZM240 208H238V210H240ZM248 208V207H247ZM253 208V207H252ZM252 208H250V210H252ZM66 209V208H65ZM72 209H71V211H72ZM85 208H83L82 210H84ZM113 209V208H112ZM140 209H142V208H140ZM139 209V210H140ZM144 209V208H143ZM155 209V210H156ZM159 209V210H158ZM168 209V208H167ZM187 209H188V207H187ZM192 209H194V208H192ZM197 209V210H198ZM210 209V208H209ZM208 209V210H209ZM236 209H237V207H236ZM236 209H234V210H236ZM249 209V208H248ZM247 209V210H248ZM262 209V208H261ZM264 209V208H263ZM69 210V209H68ZM67 210V211H68ZM81 210V209H80ZM89 210V209H88ZM155 210H153V211H155ZM162 210H165L164 208L162 209ZM172 210V209H171ZM201 210V209H200ZM202 210H204V209H202ZM212 210V209H211ZM214 210H213V212H214ZM222 210V209H221ZM245 210H246V208H245ZM246 210V211H247ZM141 211V210H140ZM144 211H146V210H144ZM144 211H142L143 213H144ZM177 211V210H176ZM180 211V210H179ZM187 211V210H186ZM186 211H183V212H186ZM189 211V210H188ZM187 211V212H188ZM216 211V210H215ZM218 211H219V209H218ZM242 211V210H241ZM253 212H254V209L252 210ZM251 211V212H252ZM255 211H257L258 212V210L256 209ZM261 211H264V210H261ZM55 212V211H54ZM139 212V211H138ZM156 212V211H155ZM162 212V211H161ZM181 212V211H180ZM180 212H179V214H180ZM198 212V211H197ZM202 212V211H201ZM204 212V211H203ZM203 212L201 213V214H203ZM209 212H210V210H209ZM237 212V211H236ZM243 212V211H242ZM248 212V211H247ZM260 212V211H259ZM88 213V212H87ZM153 213V212H152ZM152 213H151V215H152ZM163 213V212H162ZM170 213V212H169ZM168 213V214H169ZM172 213V212H171ZM170 213V214H171ZM177 213V212H176ZM191 213H192V211H191ZM214 213H216V212H214ZM222 213V212H221ZM226 213V212H225ZM234 213V212H233ZM261 213V212H260ZM52 214V213H51ZM86 214V213H85ZM141 213H139V215H140ZM155 214V213H154ZM154 214H153V217H154ZM173 214V213H172ZM171 214V215H172ZM189 214H190V212H189ZM208 215L210 214V213H207ZM207 214H204V215H207ZM212 214V213H211ZM210 214V215H211ZM218 214V213H217ZM227 214V213H226ZM226 214H224L223 213V215H226ZM230 214V213H229ZM247 214V213H246ZM263 214V213H262ZM87 215H89V213L87 214ZM156 215V218H157V214H155ZM159 215H163V214H159ZM165 216H166V213L164 214ZM175 215V214H174ZM186 214H184V216H185ZM195 215H197V213L195 214ZM199 215V214H198ZM250 215H251V213H250ZM181 216H182V214H181ZM180 216V217H181ZM213 216V215H212ZM215 216H216V214H215ZM233 216V215H232ZM231 216V217H232ZM235 216V215H234ZM238 216V215H237ZM259 216H261V215H259ZM263 216V215H262ZM51 217V216H50ZM159 217V216H158ZM175 217H179V215L177 216V214H176V216ZM183 217V216H182ZM191 217V216H190ZM196 217V216H195ZM203 217V216H202ZM205 217V216H204ZM204 217H203V221L204 222H207L206 220H207V217H209V216H206L205 218H206V220L204 219ZM222 218V216L221 215H219V218ZM224 217V216H223ZM242 217V216H241ZM240 217V218H241ZM249 217V216H248ZM264 217V216H263ZM262 217V218H263ZM163 218L164 219H166L164 216H163ZM162 217H161V219H163ZM186 218V217H185ZM184 218V220L186 221V219ZM187 218H189V216L187 217ZM192 218V217H191ZM201 218V217H200ZM199 218V219H200ZM210 218V217H209ZM244 219H242V221L243 220H247V218L245 219V217H243ZM252 218V217H251ZM45 219H46V217H45ZM44 219V220H45ZM47 219H49V218H47ZM164 219H163V222H164ZM171 219H173V218H171ZM183 219V218H182ZM202 219V218H201ZM223 219V218H222ZM226 219H227V216H226ZM248 219H250V218H248ZM264 219V218H263ZM104 220V219H103ZM107 220V219H106ZM158 220V219H157ZM157 220H155V221H157ZM160 220V219H159ZM157 221V222H160V221ZM180 220V219H179ZM191 220V219H190ZM194 220V219H193ZM212 220H213V218H212ZM254 220V219H253ZM256 221L258 220V219H255ZM40 221H42V219L40 220ZM40 221H39V223H40ZM166 221H167V219H166ZM166 221L164 222L165 224H166ZM180 221H182V220H180ZM200 221H202V220H200ZM200 221H198V222H200ZM208 221H210V220H208ZM236 221V220H235ZM259 221V220H258ZM257 221V222H258ZM263 221V220H262ZM171 222V221H170ZM178 222V221H177ZM193 222V221H192ZM197 222V221H196ZM229 222H232V221H229ZM261 222V221H260ZM43 223H44V221H43ZM85 223V222H84ZM162 223V222H161ZM161 223H159L160 225H161ZM164 223H163V225H164ZM187 223H189L188 222V220H187ZM201 223V222H200ZM203 223V222H202ZM208 223V222H207ZM206 223V224H207ZM210 223V222H209ZM251 223V222H250ZM254 223H256V222H254ZM52 224V223H51ZM50 224V225H51ZM89 224V223H88ZM103 224V223H102ZM168 224V223H167ZM172 224V223H171ZM197 224V223H196ZM218 224H219V222H218ZM221 224V223H220ZM245 224V223H244ZM36 225V224H35ZM91 225V224H90ZM98 225H99V223H98ZM107 225V224H106ZM110 225V224H109ZM169 225V224H168ZM201 225H204V224H201ZM214 225H216V224H214ZM235 225V224H234ZM238 225V224H237ZM33 226V225H32ZM44 226V225H43ZM85 226V225H84ZM198 226V225H197ZM205 227H207L206 225H204ZM213 226V225H212ZM218 226V225H217ZM217 226H215V228L217 227ZM220 226V225H219ZM225 226V225H224ZM34 227V226H33ZM98 227V226H97ZM96 227V228H97ZM102 227H104V226H102ZM106 227V226H105ZM109 227V226H108ZM165 226H163V228H164ZM166 227H167V225H166ZM169 227H171V226H169ZM173 227V226H172ZM201 227H203V226H201ZM211 227V226H210ZM235 227V226H234ZM250 228H248L247 229V231H246V234H245V236H241L240 234L239 235H236V234H231L230 235V243H229V245L230 246H232V248H231V253H230V257H229V259H227V258H225V257H223V259H224V261H225V264H264V222H262V223H259V224H256V225H254L253 224V226H252V224H251V226H249ZM39 228V227H38ZM116 228V227H115ZM160 228V227H159ZM162 228V227H161ZM160 228V229H161ZM208 228H209V225H208ZM208 228H206L205 230H207ZM239 228H241V227H239ZM41 228H39V230H40ZM46 229H48L47 227H46ZM72 229V228H71ZM107 228H105V230H106ZM166 229V228H165ZM173 229V228H172ZM176 229H177V227H176ZM212 229V228H211ZM227 229V228H226ZM42 230V229H41ZM44 230V229H43ZM82 230V229H81ZM84 230V229H83ZM109 230H110V228H109ZM115 230V229H114ZM163 230V229H162ZM168 230V229H167ZM175 230V229H174ZM174 230H172V231H174ZM214 230V229H213ZM237 230V229H236ZM240 230V229H239ZM34 231H35V229H34ZM45 231V230H44ZM55 231V230H54ZM88 232H89V230H87ZM86 231V232H87ZM107 231V230H106ZM105 231V232H106ZM154 231V230H153ZM157 231V230H156ZM166 231V230H165ZM209 231V230H208ZM58 232V231H57ZM85 232V233H86ZM171 232V231H170ZM232 232V231H231ZM45 233V232H44ZM59 233V232H58ZM74 233H75V231H74ZM110 233H111V231H110ZM167 233V232H166ZM206 233V232H205ZM212 233V232H211ZM34 234H35V232H34ZM54 234L56 235V233L54 232ZM112 234V233H111ZM116 234V233H115ZM168 236H169V231H168ZM33 235V234H32ZM74 235V234H73ZM81 235V234H80ZM109 235V234H108ZM114 235V234H113ZM40 236V235H39ZM51 236V235H50ZM58 236H59V234H58ZM61 236H62V234H61ZM60 236V237H61ZM115 236V238H116V235H114ZM113 236V237H114ZM119 236V235H118ZM117 236V237H118ZM154 236V235H153ZM167 236V235H166ZM165 236V237H166ZM30 237V236H29ZM72 237V236H71ZM80 237V236H79ZM83 237V236H82ZM31 238V237H30ZM41 238H42V236H41ZM41 238H39V239H41ZM53 238V237H52ZM76 238V237H75ZM168 238V237H167ZM175 238V237H174ZM205 238V237H204ZM38 239V238H37ZM64 239H66V238H64ZM64 239L63 238H58V237H56L54 240L53 239H51V240H53V242L55 241L56 243H58V244H60L61 245V247H62V245H63V242H64ZM86 239V238H85ZM118 239V238H117ZM165 239V238H164ZM189 239V238H188ZM187 239V240H188ZM32 240H33V238H32ZM82 240V239H81ZM114 240H116V239H114ZM167 240V239H166ZM170 240V239H169ZM186 240V239H185ZM185 240H183L184 242H185ZM87 241H89V240H87ZM111 241V240H110ZM34 242V244H35V241H33ZM38 242H40V241H38ZM52 242V243H53ZM83 242V241H82ZM161 242V241H160ZM163 243L165 242V241H162ZM167 243H168V240L166 241ZM165 242V243H166ZM43 243V242H42ZM113 243V242H112ZM121 243V242H120ZM39 244V243H38ZM95 244V243H94ZM93 244V245H94ZM169 244V243H168ZM172 244V243H171ZM180 244V243H179ZM40 245V244H39ZM84 245V244H83ZM86 245V244H85ZM96 245V244H95ZM113 245V244H112ZM76 246V240L75 239H72V240H67V242H66V244H65V246H64V248L66 247V248H70L71 250H72V248H74ZM78 246V245H77ZM86 246H88V244L86 245ZM92 246V245H91ZM114 246V245H113ZM29 247H31V246H29ZM82 247V246H81ZM89 247V246H88ZM161 247V246H160ZM172 247V246H171ZM186 247V246H185ZM50 248V247H49ZM65 248V251L67 250ZM76 248V247H75ZM86 248V247H85ZM84 248V249H85ZM176 248V247H175ZM51 249V248H50ZM177 249V248H176ZM1 250V249H0ZM3 250V249H2ZM29 250V249H28ZM46 250V249H45ZM86 250V249H85ZM84 250V251H85ZM186 250V249H185ZM1 252V251H0ZM80 252V251H79ZM176 252V251H175ZM47 253V252H46ZM74 253V252H73ZM148 253V252H147ZM174 253V252H173ZM172 253V254H173ZM195 253H196V251H195ZM199 253V252H198ZM78 254V253H77ZM176 254H177V252H176ZM51 255H52V253H51ZM68 255V254H67ZM174 255V254H173ZM180 255V254H179ZM182 255V254H181ZM189 255H191V254H189ZM148 256H150V255H148ZM171 256V255H170ZM178 256V255H177ZM176 256V257H177ZM183 256V255H182ZM192 256V255H191ZM61 257V256H60ZM145 257L146 258H148L146 255H145ZM144 257V258H145ZM173 256H171V258H172ZM179 257H181V256H179ZM189 257V256H188ZM188 257H186V258H188ZM1 258V257H0ZM27 258H30V257H27ZM34 257H32V259H33ZM42 258V257H41ZM57 258H58V255H57ZM61 258H63V256L61 257ZM71 258V257H70ZM152 258H154V257H152ZM151 258V259H152ZM170 258V257H169ZM174 259H173V261H175V257H173ZM196 258V257H195ZM63 259H65V258H63ZM78 259V258H77ZM81 259V258H80ZM80 259H78V260H80ZM5 260V259H4ZM14 260V259H13ZM19 260H21V259H19ZM59 260H61V259H59ZM82 260V259H81ZM152 260H155V259H152ZM161 260V259H160ZM159 260V261H160ZM166 260V259H165ZM172 260V259H171ZM177 261L178 260H180L179 258H177L176 259ZM183 260V259H182ZM185 260V259H184ZM184 260H183V262H184ZM188 260V259H187ZM218 260H220L218 257H214V262L215 263H217L218 264ZM33 261V260H32ZM63 261V260H62ZM69 261V260H68ZM144 261V260H143ZM141 262V259H140V262L143 264L144 262ZM164 261V260H163ZM162 261V262H163ZM4 262V261H3ZM14 262V261H13ZM57 262V261H56ZM65 262V261H64ZM72 262L73 263H75V264H79L77 261H74V260H72ZM86 262V261H85ZM156 262H157V260H156ZM164 262H166V261H164ZM169 262V261H168ZM176 262V261H175ZM175 262H174V264H175ZM179 262V261H178ZM182 262V263H183ZM188 262H191V261H189L188 260ZM7 263V262H6ZM12 263V262H11ZM154 263V262H153ZM170 263H173L172 261H170ZM180 263H181V261H180ZM35 264V263H34ZM63 264V263H62ZM84 264V263H83ZM137 264H139V263H137ZM156 264H159L158 262L156 263ZM164 264H167V263H164ZM178 264V263H177ZM188 264V263H187ZM193 264H195V263H193Z\"/></svg>",
  "mask_w": 264,
  "mask_h": 264
}]
</instances>
